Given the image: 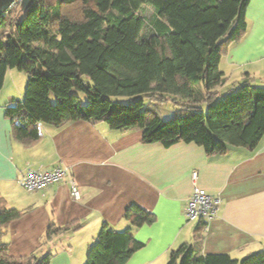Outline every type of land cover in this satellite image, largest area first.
<instances>
[{"label": "trees", "instance_id": "1", "mask_svg": "<svg viewBox=\"0 0 264 264\" xmlns=\"http://www.w3.org/2000/svg\"><path fill=\"white\" fill-rule=\"evenodd\" d=\"M249 1L31 0L10 22L6 41L0 39V91L8 69L29 74L23 100L11 98L2 107L12 140L28 147L40 139L39 124L84 121L121 132L140 129L143 144L164 148L193 143L208 155L230 147L251 150L264 136V87L245 82L226 95L215 90L225 82L220 60L245 35ZM144 6L152 10L151 25L141 14ZM72 90L85 95L86 104ZM114 97L129 103H115ZM167 101L181 113L162 120L157 107ZM22 215L0 199V264H50V252L7 255L1 240ZM123 218L130 227L122 232L102 224L84 264H126L142 247L133 229L151 225L154 215L130 206ZM205 226L199 219L194 245L170 251L167 264H264V251L240 262L204 255ZM75 229L51 223L41 243Z\"/></svg>", "mask_w": 264, "mask_h": 264}, {"label": "crops", "instance_id": "2", "mask_svg": "<svg viewBox=\"0 0 264 264\" xmlns=\"http://www.w3.org/2000/svg\"><path fill=\"white\" fill-rule=\"evenodd\" d=\"M245 19V35L220 60L225 82L217 91L245 82L264 87V0H250ZM9 99L0 94V199L7 209L23 212L1 240L9 257L50 252V264H84L102 224L126 230L125 211L135 206L153 214L155 221L133 229L142 247L126 264H167L170 251L194 245L197 221L185 217L193 184L219 198L217 215L206 221L202 233L204 255H228L240 262L264 251V136L251 150L230 147L208 155L193 143L169 148L143 144L140 129L121 132L103 122L75 121L39 124L40 139L24 147L12 140L4 116L2 107ZM57 166L70 170L78 200L70 196L66 179L33 193L20 185L27 171ZM51 223L76 229L42 245Z\"/></svg>", "mask_w": 264, "mask_h": 264}, {"label": "built area", "instance_id": "3", "mask_svg": "<svg viewBox=\"0 0 264 264\" xmlns=\"http://www.w3.org/2000/svg\"><path fill=\"white\" fill-rule=\"evenodd\" d=\"M14 3L10 6L13 7ZM192 180L194 182L196 173H193ZM67 180L69 184L70 196L73 200L79 199L77 186L67 167L57 166L50 170L35 172L27 171L20 179V185L27 193L42 191L47 187ZM219 198L210 196L204 190L197 188L193 184L192 192L187 199L185 206V217L187 222L198 221L204 219L211 220L216 217L218 211Z\"/></svg>", "mask_w": 264, "mask_h": 264}, {"label": "rangeland", "instance_id": "4", "mask_svg": "<svg viewBox=\"0 0 264 264\" xmlns=\"http://www.w3.org/2000/svg\"><path fill=\"white\" fill-rule=\"evenodd\" d=\"M20 9V0H15L13 7H11L10 11L4 16L5 25L4 28L0 29V39L2 41L5 42L7 37L11 34L10 22L14 19H19L21 17L20 13L22 11ZM141 14L145 19L146 23L148 25H151V23L154 21V16L151 8L149 6H144L141 11ZM28 78V72H20L17 69H8L4 78V83L0 94L4 97H10V99L15 98L17 100L22 101L24 98ZM71 93L80 97V102L82 105L86 104L87 100L85 95L78 94L75 90H72ZM222 94L226 95L227 91H223ZM112 101L121 105H125L129 103V98L114 97ZM144 102L145 106H148V100H145ZM157 110L162 120L171 119L176 116L175 114L181 113V108L174 106L171 101L162 103L157 107Z\"/></svg>", "mask_w": 264, "mask_h": 264}, {"label": "water", "instance_id": "5", "mask_svg": "<svg viewBox=\"0 0 264 264\" xmlns=\"http://www.w3.org/2000/svg\"><path fill=\"white\" fill-rule=\"evenodd\" d=\"M31 0H20L21 11H24L30 4ZM15 2V0H0V18L8 11L10 6Z\"/></svg>", "mask_w": 264, "mask_h": 264}]
</instances>
